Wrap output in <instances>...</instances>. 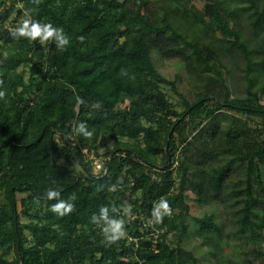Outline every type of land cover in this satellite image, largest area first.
Here are the masks:
<instances>
[{"label":"trees","instance_id":"obj_1","mask_svg":"<svg viewBox=\"0 0 264 264\" xmlns=\"http://www.w3.org/2000/svg\"><path fill=\"white\" fill-rule=\"evenodd\" d=\"M25 21L69 43L14 36ZM154 55L185 66L192 101ZM263 57L259 0H0V264H198L183 247L191 226L204 238L222 228L190 215L188 192L211 205L226 189L236 234L264 261ZM106 140L116 144L95 173ZM73 195L69 213L50 210ZM161 199L171 211L157 223ZM101 208L122 222L115 239Z\"/></svg>","mask_w":264,"mask_h":264},{"label":"rangeland","instance_id":"obj_2","mask_svg":"<svg viewBox=\"0 0 264 264\" xmlns=\"http://www.w3.org/2000/svg\"><path fill=\"white\" fill-rule=\"evenodd\" d=\"M180 1L185 2V0ZM259 1L261 5L264 4V0ZM195 4L198 8L203 6L202 3L198 1H195ZM14 19L15 16L12 17L10 24L14 22ZM20 20H25V18L21 17ZM190 30L191 31L188 32L189 34L192 32L196 36H202L197 28H190ZM154 62L158 71L168 80H174L176 76L180 77L181 80L178 84V90L188 100L192 101L196 95V88L192 86L185 66L176 59L160 60L156 55H154ZM253 77L256 79L257 88L264 84V61L263 64L258 67V71ZM229 82L231 83L230 88L234 92L232 97L244 96V84L240 76H236L234 73L233 78H230ZM164 91L173 104H178L180 102V98L173 94L168 87H165ZM262 103L264 104V101ZM178 109L181 110L182 107H178ZM189 137L190 139L192 138V136ZM115 144L116 140L104 141L103 147L99 151L101 159L96 160L97 158H94L93 155H91L90 159L100 163L102 159H105L104 155L112 150ZM96 162L93 164L95 173L97 172ZM63 164L68 165L69 163L64 161ZM74 166L76 169H79L76 164H74ZM230 191L231 190L226 189L224 192L223 198L225 203L214 202V204L212 203L211 205L196 204V202L192 200L194 195L188 192L190 197L188 201L190 215L192 217L201 218L211 213L215 214L216 220L222 228V234L220 236H208L204 238L192 233L195 228L191 226V233L184 238L183 247L195 254V257H197L199 261L198 264H264V261L257 258L253 253L254 249L250 241L236 234L238 227L235 223L234 211L236 212L239 207L234 205L236 199H229L232 197ZM23 222H26V220L23 219Z\"/></svg>","mask_w":264,"mask_h":264},{"label":"clouds","instance_id":"obj_3","mask_svg":"<svg viewBox=\"0 0 264 264\" xmlns=\"http://www.w3.org/2000/svg\"><path fill=\"white\" fill-rule=\"evenodd\" d=\"M14 36L27 37L30 40H35L39 37L41 43L49 39L55 40L57 47L63 48V46L69 43L67 36L64 35L63 30L59 27H53L51 24H40L33 21L29 26L28 21H25L21 26L17 27L13 32ZM79 132L85 136H91V132L85 130L83 123L78 125ZM48 199L58 198L59 193L55 190L49 189L45 193ZM75 199L74 195L69 200L57 199V202L50 205V210L58 215H65L73 209V204L70 202ZM170 208L166 200L161 199L155 203L151 209V215L155 218L156 222L159 223L161 218L170 213ZM108 210L106 208L100 209L101 218H103L107 224L104 229L105 233L111 232L114 235L111 237L115 239V234H119L122 230V222L117 220H111L107 217ZM95 220V217H93Z\"/></svg>","mask_w":264,"mask_h":264},{"label":"built area","instance_id":"obj_4","mask_svg":"<svg viewBox=\"0 0 264 264\" xmlns=\"http://www.w3.org/2000/svg\"><path fill=\"white\" fill-rule=\"evenodd\" d=\"M96 167H97V170H101L102 169V165H101V163H99V162H96Z\"/></svg>","mask_w":264,"mask_h":264}]
</instances>
